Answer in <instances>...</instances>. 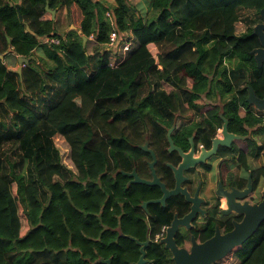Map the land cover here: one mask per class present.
Here are the masks:
<instances>
[{"label":"trees","instance_id":"obj_1","mask_svg":"<svg viewBox=\"0 0 264 264\" xmlns=\"http://www.w3.org/2000/svg\"><path fill=\"white\" fill-rule=\"evenodd\" d=\"M112 1L0 0V54L10 50L0 58V264L137 261L140 246L130 236L146 239L140 204L152 189L129 185L121 170L129 171L133 160L144 163L148 153L138 144L149 137L162 148L173 125L176 140L195 132L208 146L224 118L243 133L262 125L264 112L247 102L248 85L264 96V66L251 53L260 42L254 27L238 33L237 24L239 8L254 9L261 20L264 0H146L148 10ZM47 3L66 9L76 28L57 32ZM113 30L136 40L116 66L106 50ZM93 41L97 58L89 52ZM15 56L29 58L21 74L6 63ZM231 69L245 71V78L234 81ZM153 79L174 90L155 91ZM55 134L70 145L77 172L61 162ZM150 212L154 235L173 213L158 204ZM229 256L235 264H264V222ZM146 258L173 264L156 246L146 247Z\"/></svg>","mask_w":264,"mask_h":264},{"label":"flooded vegetation","instance_id":"obj_2","mask_svg":"<svg viewBox=\"0 0 264 264\" xmlns=\"http://www.w3.org/2000/svg\"><path fill=\"white\" fill-rule=\"evenodd\" d=\"M260 22H263L262 18L257 23ZM248 107L251 111H259L254 105L249 104ZM176 126L177 125H175V128ZM222 127L223 125L218 127L216 133L209 137L211 141L214 138L223 137L221 133ZM246 127L247 133H243L232 130L231 125H228V130L237 134L241 138L234 139L229 146H219L217 153L212 155L210 158L211 162L196 165L188 171H185L188 179L182 185L187 188L192 198H195L198 194V198L201 199V211L198 212L197 216L192 221L190 229L180 226L177 235L175 236L176 242L180 247H186L189 249L191 247V238L193 235L196 237L198 242H204L211 238L218 229L222 234H224L234 228L235 222L242 221L244 214L239 213L234 209L229 210L230 208L227 204L226 196L221 197L217 195V191L219 189L221 192L226 193H231L234 189L242 191L248 187L249 175L251 174L253 189L248 196L243 199L236 198V201L244 203L245 200H248L251 204H255L262 200L261 193L264 187V178L258 177V174L259 169L264 167V144H259L258 138H255V133L258 132V128L261 129L260 131H263L264 129L262 125ZM171 128L167 129L166 139L161 141L162 148L154 144V141H151L149 137H146L142 143L138 144V146L143 149L142 146L147 143V147L155 152L157 158V162L154 165L156 172L161 180L166 183L168 189L175 188L176 184L174 172L168 164L178 166V164L182 161L179 150H169L171 145L169 143L168 132ZM175 128L171 133V137L175 145L182 149L185 153H189L193 145H195V149L197 150L203 146L208 149L212 147V143L208 146L207 143L197 138V134L195 132L191 135H186L182 139L176 140L173 137ZM208 132L210 133L211 131L209 130ZM253 135L254 138L252 137ZM161 149L165 150V153L162 155H160ZM144 151L148 153V155L144 156V163H136V161L133 160V165L131 166L129 172L136 169V172L140 177L152 179V168L150 164L153 161V156L151 152L146 150ZM242 154L246 155V162L242 160ZM164 156H166V159L163 158ZM141 166H143L142 169L140 168ZM131 179L132 178L129 177L128 184ZM150 188L152 190H149V192H151L154 196L151 194L148 199L143 200L140 204L146 212L147 222L149 225V230L145 236L146 239L140 240L137 237H132L140 242L139 243L137 240H134L140 246V256L142 255L141 248L143 247L141 243L148 242L146 247L156 246L161 254L164 256L170 255L173 261L171 251L165 247L164 243H161V240L166 236L167 228L170 226L175 214H178L179 217H184L190 212L192 204L186 201L183 195L179 194L166 200L165 205L150 203L147 205V208H145L142 205L144 202L157 200L163 196V192L159 186H150ZM154 204H158L163 211L172 212L173 215L171 220L168 223L163 224L160 230L153 235L152 229L155 224L151 220L152 214L150 211L152 210ZM227 210H229V212H224ZM148 262L149 260L147 259V263Z\"/></svg>","mask_w":264,"mask_h":264},{"label":"water","instance_id":"obj_3","mask_svg":"<svg viewBox=\"0 0 264 264\" xmlns=\"http://www.w3.org/2000/svg\"><path fill=\"white\" fill-rule=\"evenodd\" d=\"M18 10H20V5H17ZM46 10L51 13L52 19H55L57 9H51L49 4L47 3ZM263 22L257 23L253 28V35L257 36L260 42V46L255 47L251 53L254 55L257 66L261 68L264 66V7L260 11ZM20 18L22 19L21 13H19ZM29 32H33V30L27 26ZM84 42L87 41V38L83 36ZM10 52V50L8 51ZM7 52V53H8ZM0 54V58L4 59L6 54ZM18 62L20 64V68L16 71L21 74L23 69V64H27L29 62V58L20 56L18 58ZM248 96L247 102L250 105H254L259 111L264 112V97L261 98L257 95L255 89L252 85H248ZM229 121L224 118V123L222 127V135L221 138H214L211 143L212 147L208 149L203 146L200 149H195V145H193L191 151L189 153H185L182 149L178 148L172 137L171 133L175 128V125L168 132L169 143L171 145L170 151L179 150V153L182 157V161L175 166L173 164H168L169 167L172 168L174 172V178L176 180L175 188L168 189L165 182L161 180L158 176L155 168V163L157 162L156 154L153 150L147 147V143L142 146V148L146 151L152 153L153 161L151 162L152 168V179L142 178L136 172V169L133 171H124L121 172L131 177V184H144L148 186H159L163 192V196L157 200H150L144 202L143 207L147 208V205L150 203H158L165 205L166 200L171 198L172 196H177L179 194L183 195L189 203H191V210L184 217H179L178 214H175L174 219L172 220L170 226L167 228L166 236L161 240V243L165 244V247L169 249L173 255L174 264H215L216 262L224 259L230 252L233 251L235 247L242 245L245 241H247L260 227V225L264 222V187L262 190V200L259 203L251 204L248 200H245L244 203L236 201L237 199H243L249 195L251 190L253 189L252 185V176L249 175L248 187L242 191L234 189L231 193L221 192L220 189L217 191V195L226 196L227 204L229 206V210L234 209L239 213L244 214L242 221L235 222L234 228L222 234L218 229L216 233L209 239L204 242H198L196 237L193 235L191 238V247L188 249L186 247H180L175 239L177 232L180 226H184L187 229L191 228V223L197 216L198 212L201 211L200 202L201 199L198 198V194L195 198H192L186 187H183V183L188 179V176L185 174V171L195 167L199 164H206L211 162L210 158L212 155L217 153L219 146H229L234 139L241 138L237 134L230 132L228 130ZM229 210L224 212H229ZM131 239L137 240L134 237L130 236ZM139 242V240H137ZM140 243V242H139ZM142 244V255L140 256L137 262H132L131 264H146V253L145 247L148 245V242L141 243ZM97 262H103L106 264H111L110 259L100 258Z\"/></svg>","mask_w":264,"mask_h":264},{"label":"rangeland","instance_id":"obj_4","mask_svg":"<svg viewBox=\"0 0 264 264\" xmlns=\"http://www.w3.org/2000/svg\"><path fill=\"white\" fill-rule=\"evenodd\" d=\"M136 0H130V3L135 4L136 2H134ZM140 3L146 4L144 0H142ZM239 11L241 12V16H242V20L240 22H238L237 24V32L238 33H243L247 30V27H253L258 21H259V16L258 13L254 10V9H247V8H239ZM69 24H67V26L65 28H63L64 31H62L61 27L59 24H57L56 29L57 32L59 33H64L65 29L68 27ZM73 29L76 28V26L73 24ZM130 32H123V34H125L126 36L129 34ZM123 47V45H122ZM115 47H110L109 48V54L111 53L110 51H114L115 52L111 53L110 57H109V64H111V61L116 62L119 64V62H121L124 58H123V51L120 50L119 48L114 49ZM95 50V51H94ZM92 50V42L89 44V52L92 53H96V49ZM151 51L153 52V54L155 56H157L158 52H159V47L157 45H153L151 46ZM96 58H97V53H96ZM123 58V59H122ZM117 65V64H116ZM230 74L232 75V79L234 81H236L238 78L243 77L245 78L246 76V72L243 70H235V69H231L230 70ZM153 83V89L156 90H166L168 92L174 90L172 86L163 83L162 81H158L156 79L152 80ZM246 84V82H243L241 84V87H243ZM185 107H187V105H185ZM242 113H244V111H242ZM196 119H198L199 117H194ZM190 122V121H187ZM264 126V125H262ZM254 138V135L252 136ZM62 139V135L60 134H55L53 137V145L54 147L58 150L59 152V157L61 162L63 163V165L68 168L71 169L73 171L77 172V169L75 167V164L73 163L72 157H71V148L70 145L66 142H62V141H56V139ZM255 138H258V142L259 144H264V131H258L255 133ZM264 162V161H263ZM226 164V163H225ZM28 166L25 168L26 172H28V178L32 177V173H33V165L30 164V160L27 164ZM45 197V196H43ZM223 264H235L237 263L236 258L234 256H229L227 258H225L222 262Z\"/></svg>","mask_w":264,"mask_h":264},{"label":"crops","instance_id":"obj_5","mask_svg":"<svg viewBox=\"0 0 264 264\" xmlns=\"http://www.w3.org/2000/svg\"><path fill=\"white\" fill-rule=\"evenodd\" d=\"M109 1H110V3L113 2L112 0H109ZM141 1H142V0H136V1H134V2H136L135 4H139ZM144 1H145V3H146V4H145V9L148 10V9H149L148 3L146 2V0H144ZM46 17L52 19V15H51V13H48V14L46 15ZM54 20L57 22V24L60 25L62 31H64L63 28H65V27L67 26V24H69V25H68V27L65 29V32H66V31H70V30L73 29L72 24H71V22H70L69 15H68L66 9H62V10H60V11L57 10V12H56V17H55ZM65 32H64V33H65ZM64 33L62 32L61 34H64ZM91 39H93V38H91ZM95 45H96V44H95L94 41H93V42H92V50H94ZM153 45H154V44H153ZM153 45H151V46H153ZM109 48H110V47H107L106 50H109ZM114 49H115V48H114ZM115 51H116V50H114V51H110V52L113 53V52H115ZM111 53L109 54V57H110ZM35 55H36V56H40V55H42L41 50H40V51H39V50H35ZM15 57H17V62H16V60H15ZM15 57H9V58L6 60V63H7L8 67H9L10 69H13V70L16 71L17 69L20 68V64H19V62H18V58H19V57H18V56H15ZM5 58H6V57H5Z\"/></svg>","mask_w":264,"mask_h":264},{"label":"built area","instance_id":"obj_6","mask_svg":"<svg viewBox=\"0 0 264 264\" xmlns=\"http://www.w3.org/2000/svg\"><path fill=\"white\" fill-rule=\"evenodd\" d=\"M109 15V13H108ZM49 42H55V43H59V40L56 38H51V40H49ZM123 45V47H122ZM136 45V40L135 37L133 36V34L130 32L127 36L125 34L120 33L117 30H113L111 32L110 35V42H109V47H115L119 48L120 50L123 51L122 55L123 58H126L127 54L134 48V46ZM122 58V59H123ZM116 62L111 61V66H116ZM262 117V125H264V114L261 116ZM56 141H62V142H66L65 138L62 136V139H56Z\"/></svg>","mask_w":264,"mask_h":264},{"label":"clouds","instance_id":"obj_7","mask_svg":"<svg viewBox=\"0 0 264 264\" xmlns=\"http://www.w3.org/2000/svg\"><path fill=\"white\" fill-rule=\"evenodd\" d=\"M23 57V56H22ZM25 63L23 64V67H24Z\"/></svg>","mask_w":264,"mask_h":264}]
</instances>
